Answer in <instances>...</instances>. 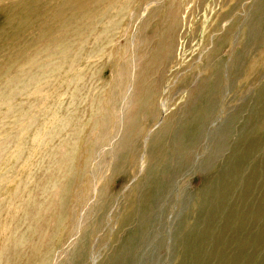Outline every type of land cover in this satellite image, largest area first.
I'll list each match as a JSON object with an SVG mask.
<instances>
[{"label":"rangeland","instance_id":"1","mask_svg":"<svg viewBox=\"0 0 264 264\" xmlns=\"http://www.w3.org/2000/svg\"><path fill=\"white\" fill-rule=\"evenodd\" d=\"M179 1L0 0V264H264V0Z\"/></svg>","mask_w":264,"mask_h":264},{"label":"bare ground","instance_id":"2","mask_svg":"<svg viewBox=\"0 0 264 264\" xmlns=\"http://www.w3.org/2000/svg\"><path fill=\"white\" fill-rule=\"evenodd\" d=\"M173 1V0H172ZM181 1V0H180ZM179 1V2H180ZM190 2H194L195 3V0H185L184 2H183V6H184V8H183V11L185 12V6H186V4H188V3H190ZM193 4V3H192ZM195 5H196V3H195ZM194 5V6H195ZM172 6V5H171ZM193 6V5H192ZM187 7V6H186ZM187 11V10H186ZM190 14H192V13H190ZM182 11H180V12H178L177 10H176V12L174 13V15H173V18H176L177 20H182ZM193 16V15H192ZM175 30V29H174ZM161 57V55H157V56H155V55H153V59H152V61L151 62H149L148 64H150V67L147 69V75L145 76V77H143L142 78V80H141V86H143L145 83L146 84H149L147 81H145L144 82V80H147V79H149L152 75H153V73L157 70V68L159 67V65H160V63L161 64H163V63H165L167 60H169V56H168V58L167 57H164V58H162V59H159ZM170 61L171 60H169L168 61V63H170ZM254 61V60H253ZM261 65V64H260ZM144 82V83H143ZM156 85H158V87L160 88V87H162L161 86V82H156V84H152L150 87H149V85L148 86H143L145 89L146 88H148L149 87V89L148 90H143L142 91V93H141V96L138 98V101L137 102H135V104L137 105V106H139V107H142V106H144V104L146 103V100H142V101H139V100H141L142 99V96L144 97L145 95H148V97L149 96H151L152 98H153V101L154 102H157V101H159V98H161V96H160V94L159 93H157L156 92V90L154 89V87L156 86ZM225 90V89H224ZM160 92V91H159ZM205 105L207 106V104L205 103ZM139 110V109H138ZM141 110V109H140ZM139 111L138 112H136V115L134 116V117H137V116H139V117H141V115H139ZM130 120L131 119H133V117H131V118H129ZM130 123H132V122H130ZM188 125V124H187ZM133 125L132 124H130L129 126H127V132H130V130L131 131H134V130H136V127H132ZM185 127H186V123H185V126H184V129H185ZM184 129L182 130V132H181V135H182V137H187V134L184 132ZM170 131V125L169 126H167L166 127V129H165V131ZM131 195H133V193L131 194ZM150 202H151V196H150V192L147 194V195H145L142 199H140V201H137L136 202V205L134 206V208H137V210H148L149 209V206H150ZM213 204V203H212ZM211 204V205H212ZM219 210V209H218ZM221 212V211H220ZM132 215V214H131ZM126 251V249H125V247L124 248H122L121 249V253H123V252H125Z\"/></svg>","mask_w":264,"mask_h":264}]
</instances>
